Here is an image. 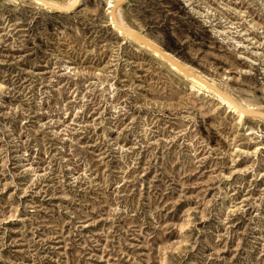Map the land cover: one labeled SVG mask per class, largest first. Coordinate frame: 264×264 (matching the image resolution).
I'll use <instances>...</instances> for the list:
<instances>
[{"label": "rangeland", "instance_id": "374dc122", "mask_svg": "<svg viewBox=\"0 0 264 264\" xmlns=\"http://www.w3.org/2000/svg\"><path fill=\"white\" fill-rule=\"evenodd\" d=\"M108 1L0 0V264H264V121L119 34ZM121 9L264 111V0Z\"/></svg>", "mask_w": 264, "mask_h": 264}, {"label": "bare ground", "instance_id": "6f19581e", "mask_svg": "<svg viewBox=\"0 0 264 264\" xmlns=\"http://www.w3.org/2000/svg\"><path fill=\"white\" fill-rule=\"evenodd\" d=\"M30 1L38 4L39 6L47 8L49 10H56V8H54V7H59L62 9H66L64 13H70V12H72V9L75 6L80 5L83 0H68L67 3H64V4L59 3L58 1H55V0H30ZM115 2H116V0H109L108 1V3H107L108 10L107 11L109 12V20H110L111 26L119 34L124 35L125 37L134 40V42H136L140 47L149 51L153 56L159 58L160 60L165 61L170 66V68L172 70H174L175 72H178L181 75H183L184 77H186L190 81L192 88L197 89L200 92H205V93L212 94L213 96L218 97L223 103H225L227 105L228 109L237 113L241 120L246 115H249L251 118L264 121V116H262V115L248 114L249 111H255L256 110L255 107H253L251 105H246V103L242 102V99L239 100L236 97H234L232 93L228 92L224 87L220 86V84H218L214 80L210 79L208 76H206L202 73H198L190 65L182 62L178 57L172 55L169 51L165 50L154 39L149 37L152 41H154L160 47H162L169 54V56L175 61V63L168 61L159 52L153 50L148 45H146L142 40H140L138 37H136L134 34L129 32L128 30H126L127 27H131V26H129L128 23L124 21V18H122L121 7L124 4H126L128 2V0H123L122 3L116 8V16H117L119 25L116 24L115 21L112 19V15H111V8L114 6ZM131 28H133V27H131ZM144 35H146V34H144ZM176 63L183 64L190 71L197 74L198 77L187 74L186 72H184V70H182L179 66H177ZM262 112H264V111H262Z\"/></svg>", "mask_w": 264, "mask_h": 264}, {"label": "water", "instance_id": "95a60500", "mask_svg": "<svg viewBox=\"0 0 264 264\" xmlns=\"http://www.w3.org/2000/svg\"><path fill=\"white\" fill-rule=\"evenodd\" d=\"M122 1L123 0H116V2L114 3V6L111 8L112 19L118 25H119V22H118V19H117V16H116V8L122 3ZM54 8H56V10L61 11V12H65V10H66V9H62V8H59V7H54ZM126 30H128L129 32L134 34L136 37H138L140 40H142L150 48H152L153 50L159 52L168 61H170L172 63H175V61L169 56V54L162 47H160L157 43L152 41L149 37H147L143 33L139 32V31H137V30H135L134 28H131V27H127ZM176 65L179 66L182 70H184V72H186L187 74L195 76V77H198L197 74H195L194 72L190 71L183 64L176 63ZM252 112L255 113V114H259V115L264 116V112H262L260 110H255V111H252Z\"/></svg>", "mask_w": 264, "mask_h": 264}]
</instances>
